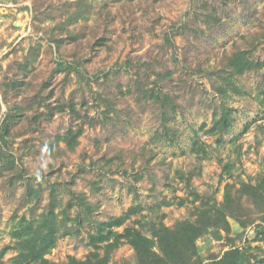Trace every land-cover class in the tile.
Here are the masks:
<instances>
[{"label": "rangeland", "instance_id": "1", "mask_svg": "<svg viewBox=\"0 0 264 264\" xmlns=\"http://www.w3.org/2000/svg\"><path fill=\"white\" fill-rule=\"evenodd\" d=\"M241 51L264 62V0H0V252L52 202L38 264L84 260L98 225L128 212L113 230L155 241L205 225L191 264L231 249L264 264V189H248L264 178V68L236 74ZM108 264H137L133 248Z\"/></svg>", "mask_w": 264, "mask_h": 264}, {"label": "trees", "instance_id": "2", "mask_svg": "<svg viewBox=\"0 0 264 264\" xmlns=\"http://www.w3.org/2000/svg\"><path fill=\"white\" fill-rule=\"evenodd\" d=\"M228 66L236 74H242L251 69L264 68V62L255 63L250 61L247 52L241 51L228 60ZM54 71L55 73L65 72L68 75L71 71L78 70L73 64L58 62ZM70 108L72 110V106ZM227 127V115L222 114L213 129L223 131ZM3 129L6 132L8 126L5 125ZM80 132H69L64 138L67 145H75ZM193 151L196 154L202 152L206 155L205 149L199 147L196 143ZM248 187L251 190L250 195L256 198L262 192L261 189H264V178L258 186ZM72 195L76 200L80 199L74 194ZM228 196V193H226L225 202H228ZM129 216L130 212L100 223L96 233L88 236V245L92 248V252L84 260L69 257L67 264H108L111 253L122 243H126L133 248L137 264H191V258L195 256L196 252L195 240L207 231L205 225L188 222L179 223L174 230L162 226L153 232L155 241L145 237L140 231L132 227L125 228L122 233L113 230L121 227L129 219ZM54 219V206L51 202L47 215L41 220L36 223H26L19 230H16L14 246L5 247L0 252V258L12 249L17 253L15 257L16 264L46 263L44 257L54 247L56 239ZM262 234L264 240V230ZM155 247L158 249L159 254L154 251ZM99 250H104L102 256L98 253ZM211 264H251V262L245 258L243 252L239 249H231L226 251L221 259L214 260Z\"/></svg>", "mask_w": 264, "mask_h": 264}, {"label": "water", "instance_id": "3", "mask_svg": "<svg viewBox=\"0 0 264 264\" xmlns=\"http://www.w3.org/2000/svg\"><path fill=\"white\" fill-rule=\"evenodd\" d=\"M211 234L215 240H221V235H219L218 233L212 231Z\"/></svg>", "mask_w": 264, "mask_h": 264}]
</instances>
